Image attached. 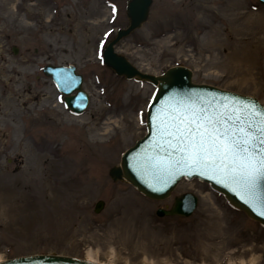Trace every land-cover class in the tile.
<instances>
[{"label": "rangeland", "instance_id": "rangeland-1", "mask_svg": "<svg viewBox=\"0 0 264 264\" xmlns=\"http://www.w3.org/2000/svg\"><path fill=\"white\" fill-rule=\"evenodd\" d=\"M128 1L0 0V260L264 264V228L210 186L184 180L153 201L109 177L146 135L155 93L102 63L105 46L129 26ZM115 48L143 73L187 67L195 84L264 105L259 0H154L148 22ZM47 65L74 66L83 77V115L66 108ZM187 193L199 199L191 217L157 216Z\"/></svg>", "mask_w": 264, "mask_h": 264}, {"label": "water", "instance_id": "water-1", "mask_svg": "<svg viewBox=\"0 0 264 264\" xmlns=\"http://www.w3.org/2000/svg\"><path fill=\"white\" fill-rule=\"evenodd\" d=\"M154 0H129L126 7V16L129 26L117 32L113 40L108 43L103 51L102 63L113 70L118 77L137 83H150L155 87V93L149 104L146 117L147 133L136 140V144L126 150L121 156V163L110 169L109 177L113 182H127L143 197L153 201H165L169 199L179 184L186 181H197L210 186V188L223 196L229 206L239 212H243L249 219L257 222L264 228V211L261 204H249L242 199L241 193L234 185L219 182V178L211 171L200 174L199 170L185 169V173L177 172L174 176L163 178L154 174L149 165L148 158L163 155L158 141L160 124L169 111V104L175 100L201 103V99L212 100L213 103L223 102L225 99L254 104L258 109L264 110V105L251 96H245L232 91L222 90L210 85H200L193 82V71L187 67H174L161 76L143 73L135 67L127 57L116 52V45L134 32L143 28L148 22L151 7ZM264 4V0H259ZM16 53V50L14 51ZM45 76L52 79L55 87L63 96L66 108L74 115H83L90 105V95L84 90V79L77 74L74 66L47 65L43 69ZM235 189V190H234ZM260 192L264 194V183L260 186ZM198 197L193 193L177 196L170 210L158 209L159 217H191L198 206ZM105 206L104 201H99L95 207V213H100ZM0 264H101L91 262L89 259L60 256L54 254L34 255L0 261Z\"/></svg>", "mask_w": 264, "mask_h": 264}, {"label": "snow or ice", "instance_id": "snow-or-ice-1", "mask_svg": "<svg viewBox=\"0 0 264 264\" xmlns=\"http://www.w3.org/2000/svg\"><path fill=\"white\" fill-rule=\"evenodd\" d=\"M175 100L160 124L158 146L163 155L148 158L163 178L185 169L211 171L219 182L234 185L246 203L264 200V110L233 99L213 103ZM234 189V190H235ZM264 208V203L261 204ZM264 215V211L261 212Z\"/></svg>", "mask_w": 264, "mask_h": 264}, {"label": "bare ground", "instance_id": "bare-ground-1", "mask_svg": "<svg viewBox=\"0 0 264 264\" xmlns=\"http://www.w3.org/2000/svg\"><path fill=\"white\" fill-rule=\"evenodd\" d=\"M132 186V185H131ZM133 187V186H132ZM138 192V191H137ZM139 193V192H138ZM144 198H146V197H144ZM146 199H148V198H146ZM251 220V219H250ZM253 221V220H252ZM91 262H98V261H96L95 259H89ZM1 261V260H0ZM101 264H103V263H101Z\"/></svg>", "mask_w": 264, "mask_h": 264}]
</instances>
